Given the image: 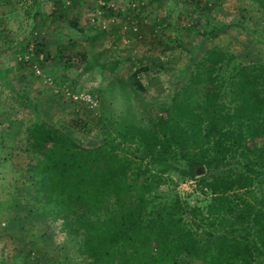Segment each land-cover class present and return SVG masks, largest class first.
Masks as SVG:
<instances>
[{
  "label": "trees",
  "instance_id": "obj_1",
  "mask_svg": "<svg viewBox=\"0 0 264 264\" xmlns=\"http://www.w3.org/2000/svg\"><path fill=\"white\" fill-rule=\"evenodd\" d=\"M131 1L135 16L131 11L143 3ZM253 1L264 12V0ZM198 2L189 13L200 12ZM98 7L106 17L127 16L113 5ZM48 46L40 44L38 66L61 58L74 64L73 56L52 55ZM77 54L75 61L90 67ZM148 67L131 71L136 88ZM115 122L91 147L38 116L25 127L49 188L42 216L60 220L82 264H175L180 257L191 264H264L263 62H239L214 48L148 127L128 116ZM171 174L194 180L193 189L160 193L164 184L175 187Z\"/></svg>",
  "mask_w": 264,
  "mask_h": 264
},
{
  "label": "rangeland",
  "instance_id": "obj_2",
  "mask_svg": "<svg viewBox=\"0 0 264 264\" xmlns=\"http://www.w3.org/2000/svg\"><path fill=\"white\" fill-rule=\"evenodd\" d=\"M129 1L107 0L127 15L111 20L96 0H0V264L84 261L60 220L42 216L49 188L40 173L42 156L29 150L25 133L35 116L91 147L102 127L112 133L119 118L148 127L164 115L207 51L218 48L239 62L264 63V12L253 0H199V13L188 12L192 0H141L143 6L131 11L135 16ZM73 20L77 27L69 25ZM40 44H49L52 55L70 54L74 64L66 66L61 58L38 66ZM80 51L86 69L82 59L75 61ZM142 64L149 67L136 88L129 75ZM64 91L96 97L89 106ZM171 177L175 187L164 184L160 193L174 188L183 195L194 187V180ZM175 264L191 263L180 257Z\"/></svg>",
  "mask_w": 264,
  "mask_h": 264
},
{
  "label": "built area",
  "instance_id": "obj_3",
  "mask_svg": "<svg viewBox=\"0 0 264 264\" xmlns=\"http://www.w3.org/2000/svg\"><path fill=\"white\" fill-rule=\"evenodd\" d=\"M96 4L98 6H109V5H113L112 3H108V2H105L103 0H96ZM136 3L133 2V1H129V6L133 7ZM112 20V18H111ZM101 28H106L105 26V20L101 21ZM41 61L42 60V55L39 54L38 55V59H37V62ZM38 66L37 65H33V68L35 70V73L38 74L39 73V69L37 68ZM47 80H49L48 82L50 83V79L47 78ZM65 94L69 97H72V98H80L81 100L85 101L89 106H92L93 105V102L92 100L90 99V97L87 95V94H77V95H73L70 91H65Z\"/></svg>",
  "mask_w": 264,
  "mask_h": 264
},
{
  "label": "water",
  "instance_id": "obj_4",
  "mask_svg": "<svg viewBox=\"0 0 264 264\" xmlns=\"http://www.w3.org/2000/svg\"><path fill=\"white\" fill-rule=\"evenodd\" d=\"M197 174H201L203 172V168L199 167L196 169Z\"/></svg>",
  "mask_w": 264,
  "mask_h": 264
},
{
  "label": "crops",
  "instance_id": "obj_5",
  "mask_svg": "<svg viewBox=\"0 0 264 264\" xmlns=\"http://www.w3.org/2000/svg\"><path fill=\"white\" fill-rule=\"evenodd\" d=\"M75 255H76V252H75ZM73 258H76V257H73Z\"/></svg>",
  "mask_w": 264,
  "mask_h": 264
}]
</instances>
